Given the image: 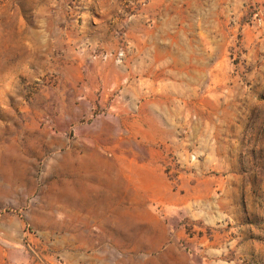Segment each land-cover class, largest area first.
Masks as SVG:
<instances>
[{
  "label": "rangeland",
  "instance_id": "obj_1",
  "mask_svg": "<svg viewBox=\"0 0 264 264\" xmlns=\"http://www.w3.org/2000/svg\"><path fill=\"white\" fill-rule=\"evenodd\" d=\"M0 264H264V0H0Z\"/></svg>",
  "mask_w": 264,
  "mask_h": 264
}]
</instances>
